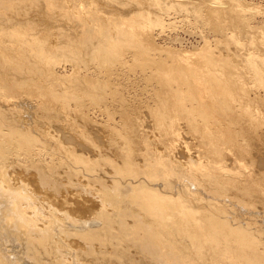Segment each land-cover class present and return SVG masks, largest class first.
I'll return each mask as SVG.
<instances>
[{"label": "rangeland", "instance_id": "obj_1", "mask_svg": "<svg viewBox=\"0 0 264 264\" xmlns=\"http://www.w3.org/2000/svg\"><path fill=\"white\" fill-rule=\"evenodd\" d=\"M72 1L73 0H65L62 3L67 5L65 6L67 9L72 8L70 10H75L72 6ZM74 1L82 3L84 0ZM125 1L126 0L123 1L120 8L119 4H115L116 2L112 3L113 5L109 4L108 7L107 4L105 5L106 1L103 3V0H96L97 6L100 9L103 8L101 9L102 12L108 11L104 14L111 13L109 14L111 17L115 12L112 17L118 18V14L121 10L122 16H125V18H134L135 22L132 21L130 29L122 31L113 37L101 38L99 43L96 42L97 40H94V47L90 45V49L89 46L83 50L81 49L83 52L85 50L86 53L83 55V52L80 50V52H77L79 53L78 56H76L77 59L75 55L73 59L71 57L72 55H70L69 57L71 58L68 59V54L65 53L66 56L60 48L65 40L58 35L60 29L57 28V26L63 28L66 25L67 29L63 30L61 28L60 32L63 30L64 34H66L69 29L67 34L71 32V37L75 36V21L70 19L61 20L62 17L60 18L58 12L55 13L58 15L54 14L53 18H49L48 20V16L45 17L46 12L41 5V1H37L33 5L31 4V6L27 3L26 7L25 4H20L19 11L22 10L20 14L18 10V12L10 11L8 13L11 20L15 18L13 21L17 19V21L24 23L34 22L35 28L32 30L34 27L32 23V33L30 34L35 37H38L39 34L42 36L44 35V38L46 35L43 33L45 32L48 34L46 44L52 49L58 45V37L60 36L59 38H61V43L59 42L61 45H58L59 48L57 51H54L56 48L53 49L55 53L51 54L52 57L50 59L38 61L33 56L29 57L32 59L30 60L31 64L40 69L37 68L35 71H32L34 75L30 70L27 76L31 75L32 78L29 84L26 85V89L19 91V94H17V92L15 99H7L0 95V175H3V177H0V181H2L5 176L7 181H5L4 184L7 182L9 185L12 184L16 188L22 184L20 186L22 190L26 192L29 191V194L32 192L31 194H33V196L30 194L32 198L35 196L33 202L35 204L37 203L36 205L38 207L44 204L43 208L40 207L42 211L35 216L36 221H38V228L43 229L46 234L48 232V234H44V236L40 233V240L43 244L35 239L33 245L32 241L31 243H26L27 234L25 235L26 232L21 222L15 224V227H11L12 222H14V220L16 221L15 218L18 217L17 213L13 221H8L10 222V229L14 228L13 230H16L17 225H20V230H22L21 233L24 231V234H20L21 241H17V244L13 241L5 243V246H7L5 250L7 249L6 252L9 254L11 252L13 255L12 250L14 249L19 261L23 263L26 261L25 264H75L76 262L77 264H84L86 262L87 264H97L99 261L101 262H99L100 264H112L111 261H113V264H119L120 261H117V263L115 260L119 259L115 256L116 253H114V250H119V252L128 250L131 259L137 262V264H150L149 258L141 254L140 257V255H138L139 252L131 245L133 235L131 237L130 234L141 232L142 229H139V223L133 222V212L135 211L138 213L136 209L138 203L133 201L130 197H124L107 189L108 192L106 191V193H108V197L106 202L109 208L106 206V211L107 213L113 211L111 214L108 213L111 216L109 220L112 221L113 218L118 220L115 219L112 224H110V231L106 229H104V231L100 230L101 232H98L97 237L94 236L91 240H89L90 238L87 240L80 238L79 233L82 230L79 231L75 229L76 222H74L75 224L69 222L71 218V222H73V218L75 220L90 216L92 218L95 212L97 213L100 208V206L94 207L91 205V200H94V198L86 196L87 192L83 191V189L82 192H86L84 196L71 198L72 193L69 192H76L77 189L71 188V184L70 186L67 185L70 188L66 187V183H69L66 181H69V179L67 180L68 176L64 175L65 173L66 175L68 174L70 166L73 164V167H81L79 169L77 167L73 169L75 170V175L71 177L70 180L73 181L74 184L81 182V185L84 187L87 183L85 187L87 189L91 185L89 190L93 188L91 183L88 184L87 179L89 177L88 173L90 174L92 170L90 169L88 172H86V170L91 167L88 164L89 161L95 160V157L97 161L99 157L89 150L94 147L86 143V139L84 140L80 137L79 132H74L76 130L80 131L83 126L86 127V129L84 128L82 130H86L85 132L92 135L91 137H99L103 146L109 139H113L116 135L117 139L119 135L122 137V139H115L118 142H120L119 140L122 141L124 137H128L127 130L129 125L133 122L136 124V122L138 123L139 121H141V123L143 122V127L145 129L147 128L148 134H150L152 130H155L154 132L152 131L154 133V139L157 136L156 139L159 140L162 136L156 132V129H159V127L161 131L163 129H168V127H166L168 126L167 123L169 124L170 119L176 116L178 110H182L184 114L187 113V115L185 114L186 117L184 116V118L180 119L181 121L178 120L180 122H177V124L181 126L179 130L182 133L181 137H184L182 141L186 140L189 142L193 150L197 149L199 143L196 141L197 138L195 139V136L193 137L191 134H188V126L186 127L188 123L186 124V122L190 118L191 124L194 118V124H197V127H202L204 129L205 127L203 126L205 125L207 128L204 130L206 131H214L216 133L218 131L219 135H223V138L219 139L220 141L231 140L235 142L234 136L237 138V143L240 144L243 140L238 137V133L245 132L243 130L245 129L247 130V133L245 132L246 136H250V139L249 137L246 139L250 144L249 153H251L248 154L249 156L247 155L248 158L246 161L247 163L253 162L250 167L253 170L252 167L255 165L254 170L257 174L264 173V0H176V3L179 2V4H177L179 6L174 5V0H170V2L166 0L167 3H170L171 7L174 6L173 8H170V6L167 7L168 4L165 0H156L157 5L160 3L158 6H156L155 1L150 3L153 5L155 4V7L148 5L147 1L150 2V0H144L145 4L143 3V5H138V3L134 1L130 2L131 4H126L124 3ZM161 2H163V4ZM164 3L166 5H164ZM34 5H36V8L33 7ZM21 6L25 7V9H21L23 8ZM136 13H138V15L144 13V15H141L144 19L141 18L139 22ZM132 15L136 16L133 17ZM113 33H115V31ZM233 37L235 39L232 40ZM95 43H97V48L98 44L101 45L103 43L104 46L103 48H96L95 50L93 49L95 48ZM16 48V46H13V50ZM59 51L63 54L61 57L59 56L60 53H57ZM64 55L67 58H65ZM27 71H29V69H26L25 74H27ZM170 93L174 95H169ZM175 93L176 97L174 98ZM177 96L179 98L185 96V98H182L183 100H181L182 102H180V104L178 103L179 101H176L179 100L176 99L178 98ZM170 97L175 99L177 103L173 101L174 105L171 104L172 99ZM44 108L48 109L49 113L44 112L46 111ZM42 114L46 118H44ZM185 118L186 121L184 120L185 122H182ZM1 119L3 121H1ZM58 121L61 127L57 123ZM73 121H75V124H78H72ZM50 122H53V124H50ZM188 122H190V120ZM200 123H202V125ZM198 124L200 126H198ZM62 125L65 126L63 127L65 132H63V129L61 130ZM71 125L75 127H71ZM89 125L92 128L89 127ZM179 125H177V127H180ZM183 129L185 132H183ZM57 132L60 137L57 135ZM251 133H254V135ZM64 135H74L75 141L66 142L62 138ZM256 135L259 137H256ZM56 137H58L59 141ZM257 138H259V140ZM83 140L85 142H83ZM59 142L61 143L60 146ZM78 143L83 146L80 148L78 147L81 149L80 152L79 149L76 150V153L67 149L69 145L75 146ZM85 145L88 146L86 147ZM160 145L161 144H158L159 150L162 151L163 146L161 145L160 147ZM105 146H107V144ZM78 153H81L82 157L86 154L85 157L87 156L88 159H86V157L83 163L82 159L78 160ZM178 156L179 153L177 152L176 157L179 159ZM69 161L71 162L69 163ZM78 161L80 162L79 164ZM228 162H230V160H228ZM100 165L105 171H109L108 169L110 168L104 166L103 162H101ZM2 166L6 170L2 169ZM101 166H99V170L102 169H100ZM68 167L69 170L67 169ZM37 168L39 170H37ZM81 168L82 170H80ZM2 170L3 172H1ZM63 170L65 171L64 174L62 173ZM78 170L82 171L81 174ZM83 170L86 173H84ZM248 170H250L249 167ZM41 171H44L42 172L43 175L44 173L47 175V172H49V176V174L51 175L54 171L60 175V177L59 175L54 176L57 181L53 175H51L52 180H55H51V182L48 181L49 184H51L47 185L55 186L52 182H56V185H58L61 181L60 186L64 183L66 188L60 186L58 188V186H55L58 188H55V191L58 190L59 192L61 189L59 192L61 194L58 195L56 194L57 192L54 194L55 191L52 188L50 189L49 186H46V182H42L43 180L40 176L43 177V175L40 174ZM102 171L103 170L98 172L104 175V179L107 178L106 181L109 185V178L107 174H104ZM5 172L6 174L4 175ZM12 172H14L12 174L13 176L11 175ZM91 173L96 174L97 172L92 171ZM86 174L87 178L85 179L87 180H84ZM124 174L125 176L121 180L122 185L130 183L134 186L139 184L142 179L141 177L137 180V177L130 171ZM6 175H8V177ZM33 177L35 178L33 179ZM61 177L63 179H61ZM19 180L21 181L20 184ZM262 180L263 181H256L252 185L256 189L253 191L250 198H247L249 195L246 197V194H243V196L240 195L242 193H238L236 189L232 188L229 191L225 189L223 185L214 184L209 187L210 192L208 193L210 194L200 193L196 196L194 194V186H190L194 191L188 193L179 188L180 184L175 181L174 185L169 189L172 190L175 197L180 194V199L178 201L182 202L178 203L184 205V210L189 211L187 213H190L191 217L194 219L183 217L180 210H177L171 215H151L150 217L152 220L139 215L142 219H146L144 221L148 220L147 222H154V234L152 233L154 242H161L160 244H162V246H159L154 243L156 246L159 248L161 247L162 251L167 254H175L179 257L182 255L181 258L184 257V260L190 264H264V178ZM84 181L86 183H84ZM40 183H44L45 185H41ZM36 184L38 185L36 186ZM162 184L163 183L160 181L154 182V186L161 187ZM39 186L45 189L43 190ZM25 187L28 189L26 190ZM73 187H75V185ZM39 188H41V190ZM49 189L54 194L53 196ZM69 189H71V191ZM42 191L47 193L45 195L47 196L46 198H44ZM67 194L69 196H67ZM65 197H70V201L69 199H65ZM41 198L44 199V203ZM79 198L83 199L81 200ZM35 200L38 201L36 202ZM62 200H67L66 206H64L65 204L63 205V203L62 205L60 204L63 202ZM24 201L25 200L22 201V204L26 202ZM47 201L51 203L48 202V204ZM24 205L26 206V203ZM50 205L55 206L56 209L52 206L50 208ZM91 207H94L95 211ZM33 210V208L27 209V214L35 213ZM122 211L124 214L128 213L129 215V212H131L133 215H129L131 217L125 215L126 217H124ZM141 212L144 213V210H141ZM118 214L119 217H124L122 218L123 220L121 219L120 221L119 217H116ZM136 215L138 214H135L133 218L137 217ZM54 218H56V221H54L55 223L49 222ZM137 218L135 219L137 220ZM66 219L68 220V224L65 223L67 221ZM101 223L102 222L98 220L94 225L99 224L96 226L101 227ZM63 224L64 226L66 225L63 230L65 233H62ZM55 228H57L56 231L59 230L57 232L59 235L57 234V236L55 234ZM105 232L107 233L106 235L104 234ZM108 232L110 234H108ZM103 236L105 241H103ZM95 237L99 239L96 240L94 239ZM83 241L86 243V246H84L85 244ZM95 241L99 243L97 244ZM40 245H42V247L44 246V250ZM102 245L108 247L105 248ZM163 245H167L165 247L166 250ZM87 246L89 249L87 251L90 254H97L93 255V257L92 255L87 256V254H89L85 251ZM111 246L113 248H111ZM115 247L117 248L114 249ZM169 247L172 248V251H170L171 249ZM111 249H113V252H111ZM99 251L100 253L101 251L104 253L98 255ZM70 252H72L73 255ZM85 252H87V254ZM70 254L73 258H71ZM62 256H65L66 260L63 259ZM61 258L63 260H61ZM70 258L75 260L72 262ZM108 258H110V262ZM84 259L87 261L85 260L84 262ZM143 259L147 261H143ZM128 260L129 259L126 260V263H124L125 260L121 262L123 264H128ZM121 262L120 264H122Z\"/></svg>", "mask_w": 264, "mask_h": 264}, {"label": "bare ground", "instance_id": "obj_2", "mask_svg": "<svg viewBox=\"0 0 264 264\" xmlns=\"http://www.w3.org/2000/svg\"><path fill=\"white\" fill-rule=\"evenodd\" d=\"M37 1H41V5L43 6V8L45 9V12H46V16L45 17L48 16V20H49V18H53L54 14L58 12L60 18L62 17L61 20L62 19L63 20H69L70 19V20H73V21L76 22L75 26H76L77 33L75 31L76 34L74 33L75 36H72V37H71V35H72L71 32H70L71 35L69 33L67 34V32H69L68 31L69 29L67 30L66 34H64L63 30L67 29L66 25L63 28L61 27L63 29L62 30L63 33L60 32L61 28L57 26V28L60 29V31L58 32V35H60L63 38V40H65V42L62 41V42L65 43V45H64V43L62 45L64 47L60 46V48L62 49L64 54L65 53L68 54V57L70 55H72L71 56L72 59H73L74 55H75V58H76V56H78L79 53H77V52H80L81 49L83 50L85 48H88V46H89V49H90V45L94 44V40L95 41L97 40L96 42L99 43V40L101 38L103 39L104 37L105 38L113 37V36L121 33L122 31L130 29V27L132 26V21L135 22L134 18H129V17L125 18V16H122L121 15V10H120L119 14L117 13L119 15L118 18L112 17L114 15V13H115L114 11H113L114 13L111 15V17L109 16V14H111V13H109V14L106 13L108 15L107 16L104 13L108 12V11H103L102 12L101 9H103V8L100 9L97 6L98 4L96 3V0H84L85 2L82 0L83 1L82 3H79L77 1L75 2L73 0L74 2L72 1L71 3H73L72 6L74 7L75 10H70L72 8L67 9L65 7L67 5L62 3L65 0H63V1L62 0H0V95L6 97L7 99H10V98L11 99H15V96L17 94H19V91H22V89H26V85L29 84V81L32 78L31 75L27 76L29 74L30 70H31V73H33V75H34V72H32V71H35L37 68L40 69L39 67L36 68L33 64H31L30 60H32V59H30L29 57L33 56L38 61L48 60V59H50L52 57L51 54L55 53L54 51H57V49L59 48L58 45L61 43L60 42L61 38H59L60 36L58 37V35H57L58 40H59L60 43L58 42V45L53 48V49L56 48V50L53 51V49L48 47V44H46V40H48V39H46L48 34H46L45 32L43 33V34L46 35L45 38H44V35L42 36L40 34L39 35L37 34L38 37H35V36H32V34H30V33H32L31 31L34 30V28H35V23L34 22L31 21V23L30 22L29 23L28 22L24 23V22H21V21H17V19H16V21H13V20H15V18L13 20H11V18L8 16V13L10 11H13V12L17 11V10L19 11L20 4H25V7H26L27 3L30 4V6H31V4L33 5ZM105 1L103 0V3L105 2V5L107 4L108 7H109V4L113 5L112 3H115V2H116L115 4H119V7H120V6H122V3H123L124 0H122V1L121 0H105ZM127 1H129V2H127ZM133 1L138 3V5L139 4L143 5V3H144V0H131V1L130 0H126L124 3L127 4V3H130V2H133ZM145 1H147V0H145ZM154 1L156 3L158 0L157 1L156 0H150V2L147 1L148 5H151V7H153L155 4L153 5V4H150V3H153ZM162 1H164V0H162ZM174 1H172V2L175 3L174 5L179 4V2L176 3V0H174ZM177 1H179V0H177ZM140 2H142V3H140ZM165 2H166V0H165ZM169 2H170V0H169ZM169 2L168 3L166 2L168 4L167 7L170 6V8H173L174 6L172 5L173 7H171ZM161 3L163 4V2H161ZM159 4L160 3H158V5ZM158 5L156 3V6H158ZM164 5H166V4L164 3ZM177 6H179V5H177ZM21 7H23V6H21ZM25 7L21 8V9H25ZM33 7L36 8V5H34ZM124 8H126V7H124ZM129 8H131V7H129ZM105 9H106V7H105ZM157 9H160V8H157ZM219 10H220V8H219ZM21 11L22 10H20L18 13L20 14ZM217 11H218V9H217ZM141 12H143V11H141ZM18 13H17V15L19 16ZM138 13H136V15H138ZM144 13L141 14V15H144ZM17 15H15V16H17ZM55 15H58V14H55ZM118 15H115V16H118ZM136 15H132V16L135 17ZM141 15L139 14L138 17H137V18H139V19H137L139 22H140L141 18H143ZM145 17H146V15H145ZM42 19H43V16H42ZM32 23H33L34 27L31 26ZM32 27H33V29H32ZM70 27H71V25H70ZM72 27H73V24H72ZM70 31H71V29H70ZM114 31H115V33H113ZM49 34H51V33H49ZM234 37L232 38V40L235 39ZM235 43H236V41H235ZM96 44L97 43H95V48H93L95 50L97 48ZM13 46H16L17 48L15 50H13ZM103 46H104L103 43L101 45L98 44V48L97 49L103 48ZM93 47H94V45H93ZM87 51H89V50H87ZM57 53L59 54L60 51L57 52ZM61 53L59 55L60 57L63 55ZM85 53H86V51L84 50V52L82 54L85 55ZM65 55H64V57L67 58L66 57L67 55L66 56ZM80 56H79V58H80ZM71 57H69L68 59H70ZM26 69L27 70L29 69V71H27V74H25L26 73L25 72ZM169 95H174V94L170 93ZM175 97H176V93H175L174 98ZM172 98H173V96H172ZM182 98H185V96H183ZM182 98L178 97L176 99H179V100H176V101L177 102L179 101L178 103L180 104V102H182L181 100H183ZM173 101H175V99H172V102ZM10 102H11V100H10ZM172 102H171V104L174 105V102L173 103ZM176 103H175V105H176ZM204 103H205V101H204ZM176 107H178V106H176ZM179 107H180V105H179ZM177 109H180V108H177ZM0 110H1V107H0ZM44 110H46L44 112H48L49 113L48 109L44 108ZM48 113H46V114H48ZM46 114H45V116H46ZM185 114L187 115V113H185ZM185 114H184V112L182 110H178L176 112V116H174V118L170 119L169 124L167 123L168 126H166V127H168V129H166L165 126L164 127H165L166 130L163 129L164 131L163 130L161 131L160 127H159V129H156V132H158L162 136L160 138L158 137L159 140L156 139L157 136L154 139V133L153 132L155 130L154 131L152 130L153 132L151 131L152 134L151 133L148 134L147 130H146L147 128L145 129L143 127L144 124H142L143 122L141 123V121H139L138 123L136 122V124L133 122V123H131L129 125L128 130H127L128 134L126 133L128 137H124V139L122 141L119 140L120 142H118V141L115 140V139H117V137H116L117 135L115 136L116 138L114 137L113 139H109L108 140V138H107L108 142H106L107 146H105L106 144L104 145L105 147L103 146L102 141L99 139V137H97V136L96 137H91L92 135H90L89 133H86L85 132L86 130H82L84 128L86 129V127L83 126V128L81 130L79 128L80 131H77L76 130L77 128L75 129L76 131H74V132H79L80 137H82L84 140L86 139V141H87L86 143H88V144H90L91 146L94 147L93 149H89V150L92 151L93 153L97 154L98 155L97 157H99V158H97L98 159L97 161H96V157H95V160H92V161L90 160L88 164L91 167L88 166L89 169L86 170V172H88V170L91 169L92 171H96L97 173L93 174V173H91L92 171H90L91 175L88 173L89 177L87 178V174H86V177H84V180L88 179V184L91 183L93 185L92 186L93 188H90L91 190H89V187H91V185L88 187V189L85 188L86 185H87V183L85 181H84V183H86V184H85V187H84V186L81 185V182L80 183H76L75 182L76 184H74V182L70 180L71 177H73L75 175V172H74L75 170H73V169H75L77 166L73 167L72 166L73 164H72L70 166V171L71 172L68 171V174L66 175V173H65V175H64V176H68L69 177V178L67 177V180L69 179V181H66L65 178H64V180L66 182H69L68 184L66 183V187H68L67 185L70 186V184H71L72 185L71 188L77 189V191L75 190L76 192H69L68 191L69 193H72L71 198L82 197L87 192L86 196L94 198V200L90 199L91 200V205H93L94 207L100 206L99 211H97V213L95 212V214H94V216H92V218H91V216L84 218L83 215H82V217H83L82 219L79 218L80 220L79 219L75 220L73 218V220H72L73 222H71L72 218L69 217V218H71L70 221H69L70 223L75 224L74 222H76L75 229H78L79 231L82 230L79 233L80 234V238H83L84 240H87L88 238H90L89 240H91L94 236L97 237L98 232L100 230L104 231V229H106V230L110 231L109 230V228L111 227L110 224H112L113 220H115L116 218L115 219L113 218L112 221H110L109 220L110 217H111L110 214L113 211L111 213L108 212L110 214H108L107 211H106V209H107L106 208V206H107V202L106 201H107V197H108V193H106L107 189L110 190L113 193H117V194L122 195L124 197H130L133 201H136L138 203V205L136 206V209H137L138 213H136L134 211L133 212L134 215L135 214H138V215L140 214L143 217L145 216V218H147V219H151V217H150L151 215L152 216L171 215V214H174L177 210L181 211V214H182L183 217L194 219L193 217H191L190 213H187L189 211H185L184 210L185 206L179 204L180 202H182V201H178L180 199V194L177 197H175L173 195L172 190L169 189L171 186L174 185L175 181H177L180 184L179 188H181L183 191H186L188 193L194 191L193 188H190V186H194V188H195L194 194L196 196L199 195L200 193H206L207 195L210 194V193H208V192H210L209 187L214 184V185H223V186H225V189H227L229 191L232 188L236 189V191L238 193H242L240 195L243 196V194H246L245 196L247 197V195H249V197H247V198H250L251 194L256 189L252 185L256 181H263L262 179L264 178V175H263L264 173L263 174L262 173L257 174L255 172V170H254L255 169L254 168L255 165L254 164H253L254 166L252 165L253 166L252 167L253 170L250 167L253 162L252 163H249V162L247 163V161H246V159L248 158L247 155L251 154V153H249L250 144L247 142V139H246L247 137H249V139H250L249 135L246 136L247 130L243 129L246 133L245 132H239L238 133V137H240L243 140L242 143H240V144L237 143V138L234 137V136H233V138H234L235 142H232L231 140L220 141L219 139H222L223 135H219L217 130L216 131H217L218 134L216 132H214V131H213L214 133L211 132V131H208V130L206 131V130H204V129L207 128L205 125L203 126V127H205L204 129L202 127H197V124H194L195 123L194 122V118L192 119V121H193L192 124H191V118L190 119L188 118L190 120V122H188L189 120L186 122V124L188 123V125H186V127L188 126L187 127L188 128V134L189 135L191 134L193 137L195 136V139L197 138L196 141H198V143H199V146L197 147V149L194 148L196 150H193V148H192V146H191V144L189 142H187L186 140L182 141V138H184V137H181L182 133L179 130V129H181V126L179 124H177V122L181 121L180 119L184 118V116L186 117ZM0 115H1V113H0ZM42 116L44 117L43 114H42ZM44 118H46V117H44ZM178 120H180V121H178ZM184 120L186 121V118L183 119L182 122H185ZM235 120H236V118H235ZM1 121H3V120L1 119ZM4 122H2V123H4ZM51 123L53 124V122H50V124ZM57 123L59 124V121ZM60 123H62V122H60ZM66 123H67V121H66ZM139 123H141V124H139ZM197 123H199V122H197ZM72 124H75V121H73ZM77 124H75V125H77ZM200 124L202 125V123H200ZM59 125L61 127V124H59ZM59 125H57V126H59ZM64 125L66 126L65 122H64ZM64 125H62L61 130L63 129V127H65ZM177 125H179L180 127H177ZM67 126L69 127L68 123H67ZM72 126L75 127L74 125H71V127ZM87 126H88V124H87ZM198 126H200V125L198 124ZM79 127H80V125H79ZM89 127H91V126L89 125ZM94 129H95V127H94ZM72 130H74V129H72ZM157 130L161 131L162 133L157 131ZM63 132H65V129H63ZM183 132H185V130ZM186 133H187V131H186ZM58 134L59 133L57 132V135ZM71 135H67V136L64 135L63 137L62 136L61 137L66 142H71L73 140L75 141V138L73 137L74 135L73 136H71ZM105 135H107V134H105ZM252 135H254V133ZM257 135H256V137H259ZM77 136H78V133H77ZM53 137H54V135H53ZM109 137H111V136H109ZM56 138L58 139V137H56ZM118 139H122V137L119 135ZM257 139L259 140V138H257ZM84 140H83V142H85ZM58 141H59V139H58ZM56 142H57V140H56ZM60 142H59V146L61 144ZM193 142H195V141H193ZM158 144H161L163 146L162 147V151L159 150ZM161 145H160V147H161ZM196 145H197V143H196ZM62 146H63V144H62ZM78 147L80 148V147H83V146L80 143H78L75 146H70L69 145V147H67V149H69L71 152L76 153L77 152L76 150L79 149ZM86 149H88V148H86ZM80 150L81 149H79V152H80ZM177 152L179 153V156H178L179 159L176 157L177 156ZM93 153H92V155H93ZM85 155H83V157H84L83 158L81 156V153L80 154L78 153V156H77V158H79L78 160L82 159V162L84 163V161L86 159H88V157L86 156L87 157L86 158ZM250 158H251V156H250ZM89 159H91V158H89ZM228 160H230V162H228ZM251 161H252V159H251ZM70 162L71 161H69V163ZM101 162H103L104 166H107V167L110 168V169H108L109 171H107V170L105 171V169L100 165ZM79 163L80 162L78 161V164ZM6 165H8V164H6ZM99 166H101L100 169L102 168L101 169V170H103L102 172H104V174H107V176L109 178V181H110V182L108 181L110 183L109 185H108V183L106 181L107 178L104 179L105 178V177H103L104 175H102V173L100 174L101 170L98 169ZM248 167L250 168V170H248ZM8 168H9V166H8ZM2 169H4V167ZM67 169L69 170V167ZM4 170H6V169H4ZM37 170H39V169L37 168ZM80 170H82V168ZM80 170H78V171L81 174L82 171H80ZM84 170H85V167H84ZM84 170H83V172H84ZM12 171H13V169H12ZM44 171H41V173L40 172L39 173L41 175H43L42 172H44ZM98 171H100V172H98ZM127 171L132 172L137 177V180H139L142 177V179L139 182V184L134 185V186H132L130 183H128L126 185H122L121 180L125 176L124 173L127 172ZM1 172H3V170ZM6 172H8V171H6ZM6 172L4 173V175L6 174ZM56 172H57V170H56ZM56 172L54 171L51 175H53V177L54 176H58L59 174L56 173ZM64 172L65 171L63 170L62 173L64 174ZM86 172H84V173H86ZM13 173L14 172H12L11 175ZM48 173L49 172H47V175L44 173L43 177L40 176L42 178V180H43L42 182H46L45 183L46 186H49L51 184V183L49 184V182H51V180H52L51 175L49 174V176H48ZM50 173H51V171H50ZM54 173H56V174H54ZM17 175H18V173H17ZM20 175H22V174H20ZM6 176L8 177V175H6ZM23 176H25V175H23ZM31 176H33V175H31ZM79 176H78V179H79ZM0 177H3V175L2 176L0 175ZM37 177H39V176H37ZM59 177H60V175H59ZM62 177H61V179H63ZM34 178L35 177H33V179ZM85 178H87V179H85ZM14 179H15V177H14ZM72 179H74V178H72ZM54 180H52V181H54ZM81 180H83V179H81ZM5 181H7V180L5 179V176H4L2 181H0V264H20V263L22 264L23 262L19 261V258H18V256H16V253H15L14 249L12 250L13 255L11 254L10 251H9L10 254L6 252L7 249L5 250V247L7 248V246H5V243H7L8 241H11V242L13 241L15 243L17 241L19 242V240L21 238L20 234H22V233L24 234V231L26 232L25 235L27 234V236H26L27 238L25 237L27 239L26 243L27 242L31 243V241H32V245H33L34 239L37 240L39 243H41L40 233H42L43 234L42 236H44V234H46V232L43 231V229H39L38 228V226H37V222L38 221H36V217L35 216H36V214H39L40 211H42L40 209V207L43 208L44 204H43V206L40 205L38 207L36 205L37 203L35 204L33 202V200H34L33 198L35 196L32 198V196H33V194H31L32 192H30V194L32 195L31 196L29 194V191L26 192L25 190L21 189L22 188V187H20L22 185V184H20L21 181L20 182L18 181L20 186L17 185V186L20 187V189H19V187L16 188L12 184H10V185H12L14 187L13 188L7 182L4 184ZM26 181H28V180H26ZM56 181H57V179H56ZM156 181L162 182L163 183L162 186L161 187L160 186H154V182H156ZM10 182H11V180H10ZM60 182H59L58 185H56L57 184L56 182L55 183L52 182V184H55V186H58V188H59ZM22 183H24V182H22ZM40 184L43 185L44 183L43 184L40 183ZM47 184H49V185H47ZM37 185L38 184H36V186ZM64 185L65 184L63 183V185H61L60 187L66 188ZM74 185H75V187H73ZM55 186L52 185V186H49V187H50V189L52 188L55 191L56 190L55 188H57ZM39 187L42 188V186H39ZM43 187H45V186H43ZM25 188H26V190L28 189L27 187H25ZM41 188H39V189L41 190ZM68 188H70V187H68ZM32 189H31V191H32ZM82 189H83V191H86V192L85 193L82 192ZM29 190H30V188H29ZM69 190L71 191V189H69ZM60 191H61V189H60ZM64 191H65V189H64ZM42 192L44 194V198H46L47 196H45V195L47 193H44V191H42ZM59 192L57 190V191L54 192V194L55 193L58 194V195L61 194ZM237 192H236V194H238ZM40 193H41V191H40ZM51 193H52V191H51ZM54 194L52 193V196ZM68 194H67V196H69ZM232 194H233V192H232ZM58 195H57V197H58ZM36 196H37V194H36ZM233 196H235V195H233ZM238 196H239V194H238ZM65 199H69V201H70V197L69 198L65 197ZM79 199H81V198H79ZM23 200L26 201V202L24 201L26 203V206L24 205L25 203L22 204ZM42 200H43L42 202L44 203V199H42ZM85 200H87V199H85ZM35 201L37 202L38 200H35ZM48 202L49 201H47V203ZM49 203H51V202H49ZM57 203H60V202H57ZM62 203H63V205L65 204L64 206H66L67 200L61 202L60 204L62 205ZM84 203H86V202H84ZM128 204H126V205H128ZM52 205H50L49 207L51 208ZM61 205H60V207H61ZM111 206H113V205H111ZM52 207L55 208V206H52ZM94 207H91V208H93V210H94ZM29 208H33L34 209L33 212H35V213H33V214L29 213L30 215L27 214L28 213L27 209H29ZM54 208H52V209H54ZM133 209H135V208H133ZM133 209H132V211H133ZM30 210H32V209H30ZM141 210H144V213H142ZM114 211H115V209H114ZM139 212H141V213H139ZM16 213L18 214V217L15 218L16 219V221H15L14 220V216H15ZM117 213H118V211H117ZM129 213H130L129 215L132 214L131 212H129ZM46 214H47V212H46ZM119 214H118V216H116L117 218L119 217ZM122 214H123L124 217H126L125 215H128V213L124 214V212ZM64 215H63V217H64ZM134 215H133V217H134ZM138 215H136V216L140 217V215L139 216ZM38 217H39V215H38ZM51 217H52V215H51ZM124 217H122V218H124ZM129 217H131V216H129ZM133 217H132L133 222L139 223L138 227H139V229H142L141 232H135V233H131L130 234L131 237L133 235V238H132L133 240H131V238H130V240L132 241L131 245L134 246L133 248H135L139 252L138 255L141 254L144 257H148L150 264L151 263H153V264L154 263L155 264H190L189 262L184 260L185 259L184 257L181 258L182 255H181V257H179V256H176L175 254L174 255L173 254H167V253L162 251L161 247L159 248L158 246H156L157 244L159 246L160 245L162 246V244H160L161 242L160 243L159 242L158 243L154 242V237H153V234H154V232H153L154 231V222L153 221L152 222L151 221L147 222L148 220L144 221L146 219H142L141 217L140 218L135 217V218H137V220H136ZM122 218L119 217V220L121 221ZM9 220L10 221L14 220V222H12V226L11 227H13L15 224H18V222H21L22 226H24V231L21 233L22 230H20V227H19L20 225H17L16 230H13L14 228H11L12 229L11 230L10 229V225H9L10 222H8ZM98 220H100L102 222L101 223V227H97L99 224L98 225L96 224L97 226L94 225L95 223L98 222ZM116 220H118V219H116ZM54 221H56V218H54L53 220H51L49 222L55 223ZM58 222H59V220H58ZM87 222H88V225H87ZM65 223L68 224V220ZM73 224H72V226H73ZM89 224H92V225H89ZM65 226L63 224L62 233L64 232L63 230H64ZM56 229L57 228H55V231H56ZM133 230H130V231H133ZM58 231L59 230H57L56 233H55L56 236H57V234L59 235V233H57ZM47 234H48V232H47ZM104 234L106 235L107 233L105 232ZM108 234H110V233L108 232ZM96 237L94 239H96V240L99 239V238H96ZM108 238H110V237H108ZM100 239H101V237H100ZM81 241H79V242H81ZM103 241H105L104 240V236H103ZM39 243H38V245H39ZM83 243L85 244L84 246H86V243L84 241H83ZM154 243H156V245ZM9 244H10V242H9ZM41 244H43V243H41ZM108 245H109V242H108ZM166 246H164V249H165ZM19 247H21V246H19ZM40 247H42V245H40ZM103 247L107 248L108 246L107 247L103 246ZM111 248H113V247L111 246ZM116 248L117 247H115L114 249H116ZM133 248H131V249H133ZM24 249H27V248H24ZM170 249H171L170 251H172V248H170ZM43 250H44V248H43ZM87 250H89L88 246H87L85 251H87ZM111 250H112L111 252H113V249H111ZM136 250H134V251H136ZM93 251H97V250H93ZM87 252H85V253L87 254ZM70 253L72 254V252H70ZM101 253H104V252L101 251ZM101 253L99 251L98 255L101 254ZM114 253H116L115 256H117V258L119 259V260L115 259L116 262L117 261L121 262V261L125 260L124 263H126V260L129 259L128 260V264H137V262H135L133 259H131V255H129L128 250H125V252L123 250L121 252H119V250L118 251L114 250ZM71 254H70V256H71V258H73L72 257L73 254L72 255ZM96 254H93V255H96ZM10 255H11V257H10ZM60 255H59V257H60ZM90 255H92V254H90V253L87 254V256H90ZM93 255H92V257H93ZM141 255H140V257H141ZM112 256L115 257L114 255H112ZM100 257H101V255H100ZM140 257H139V259H140ZM62 258L66 260L65 256L64 257L62 256ZM62 258H61V260H63ZM79 258H80V256H79ZM110 258H111V256H110ZM110 258H108L109 262H110ZM81 259H82V257H81ZM74 260L75 259H73V260L71 259L70 261L73 262ZM85 260L86 259H84V262H85ZM144 260L145 259H143V261ZM145 261H147V260H145ZM25 262L23 264H25ZM68 262H69V260H68ZM120 262H119V264H120ZM111 263L113 264V261H111ZM64 264H66V263H64ZM75 264H77V262ZM84 264H87V262L84 263ZM94 264H96V263H94Z\"/></svg>", "mask_w": 264, "mask_h": 264}]
</instances>
